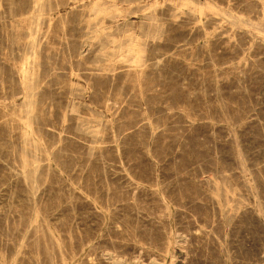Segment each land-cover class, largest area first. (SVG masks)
Returning a JSON list of instances; mask_svg holds the SVG:
<instances>
[{
    "label": "rangeland",
    "instance_id": "1",
    "mask_svg": "<svg viewBox=\"0 0 264 264\" xmlns=\"http://www.w3.org/2000/svg\"><path fill=\"white\" fill-rule=\"evenodd\" d=\"M0 264H264V0H0Z\"/></svg>",
    "mask_w": 264,
    "mask_h": 264
},
{
    "label": "bare ground",
    "instance_id": "2",
    "mask_svg": "<svg viewBox=\"0 0 264 264\" xmlns=\"http://www.w3.org/2000/svg\"><path fill=\"white\" fill-rule=\"evenodd\" d=\"M41 4H42V3H41ZM48 9H49V8H48ZM39 15H40V14H39ZM148 26H149V25H148ZM32 40H33V39H32ZM29 53H30V52H29ZM22 54H23V53H22ZM19 66H20V65H19ZM27 66H28V65H27ZM28 68H29V67H28ZM28 68H27V69H28ZM30 68H32V67H30ZM30 70H31V69H30ZM30 70H29V71H30ZM33 70H34V69H33ZM23 72H24V71H23ZM23 72H22V73H23ZM27 72H28V71H27ZM27 72H26V73H27ZM33 73H34V72H33ZM24 74H25V73H24ZM30 75H31V74H30ZM32 76H33V74H32ZM32 76H31V77H32ZM23 77H24V76H23ZM23 77H22V78H23ZM29 77H30V76H29ZM27 79H28V77H27ZM23 80H24V79H23ZM31 80H32V79H31ZM34 81H36V80H34ZM28 82H29V81H28ZM31 82H32V81H31ZM31 82H30V83H31ZM25 83H26V82H25ZM30 83H28V84H30ZM35 84H36V83H35ZM29 86H30V85H29ZM22 87H23V86H22ZM24 87H25V85H24ZM27 87H28V86H27ZM34 87H35V85H34ZM22 89H23V88H22ZM25 91H26V90H25ZM25 91H24V92H25ZM33 91H34V90H33ZM35 91H36V90H35ZM27 93H28V92H26V94H27ZM30 95H31V94H30ZM30 95H29V96H30ZM25 96H26V95H25ZM26 97H27V96H26ZM33 97H34V95H33ZM23 98H24V96H23ZM31 99H32V97H31ZM34 100H35V99H34ZM30 101H31V100H30ZM23 102H24V101H23ZM26 102H27V101H26ZM26 102H25V103H26ZM31 102H32V101H31ZM31 102H30V103H31ZM30 103H29V104H30ZM27 104H28V102H27ZM31 106H32V105H31ZM27 107H28V106H27ZM33 108H34V107H32V109H33ZM25 110H26V109H25ZM27 110H28V108H27ZM30 110H31V109H30ZM32 111H33V110H32ZM26 112H27V111H26ZM27 113H28V112H27ZM29 114H30V113H29ZM28 116H29V115H28ZM30 117H31V116H30ZM26 119H27V118H26ZM28 119H29V118H28ZM33 120H34V119H33ZM28 124H29V123H28ZM28 126H29V125H28ZM29 127H30V126H29ZM32 129H33V128H32ZM29 130H30V129H29ZM27 133H28V132H27ZM32 135H33V134H32ZM26 139H27V138H26ZM32 139H33V138H32ZM26 145H27V144H26ZM22 159H23V158H22ZM38 161H39V160H38ZM25 164H26V163H25ZM34 169H36L35 166H34ZM32 187H33V186H32Z\"/></svg>",
    "mask_w": 264,
    "mask_h": 264
}]
</instances>
